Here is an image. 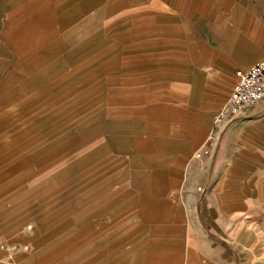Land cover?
<instances>
[{
    "label": "rangeland",
    "instance_id": "1",
    "mask_svg": "<svg viewBox=\"0 0 264 264\" xmlns=\"http://www.w3.org/2000/svg\"><path fill=\"white\" fill-rule=\"evenodd\" d=\"M59 1L46 16L28 14L27 0L18 10L0 0V264H89L104 249L131 264H264V115L227 127L213 152L195 156L235 69L220 81V69L195 66L188 51L192 41L217 45L224 3L163 0L152 29L133 33L129 13L157 0H78L76 11ZM28 17L39 24L29 47L12 33ZM79 21L82 33L67 40ZM221 60L226 70L238 59ZM217 85L223 99L207 106ZM117 124L133 141L166 142L154 168L143 166L147 153L111 142ZM136 172L148 174L150 204ZM87 230H99L93 244Z\"/></svg>",
    "mask_w": 264,
    "mask_h": 264
},
{
    "label": "crops",
    "instance_id": "2",
    "mask_svg": "<svg viewBox=\"0 0 264 264\" xmlns=\"http://www.w3.org/2000/svg\"><path fill=\"white\" fill-rule=\"evenodd\" d=\"M25 1V0H24ZM183 0H180L181 3ZM190 1V0H189ZM193 1V0H191ZM190 1V2H191ZM209 1V0H203V2ZM220 3H224L225 5V11L223 14L217 13L218 19L216 20L217 23V29H215L214 32V40L216 41V46H209L206 43H203L201 45L196 44L192 41V43L189 46V58L191 59V62L196 66L201 67H212L214 66L215 69H220V72H218L220 78V81H224L226 74L229 70L234 68V78H235V84L237 81V78L235 76V73L239 70H246L252 65L264 60V0H217ZM23 2V0H14V6L12 7L14 10L22 9V7H19V5ZM59 0H27L26 8L23 6L24 9L29 10L28 14L32 10H39L43 13V15L50 14V11L47 10L48 7H45V5H52L55 3H59ZM173 2L178 3L177 0H173ZM63 3L66 4V8L72 9L71 11H76L75 8L77 7L78 0H63ZM166 2H163V0H157L153 1V3L148 4V8L145 9V7L140 8H134L133 12L129 13V18L132 20V24L134 25L131 32L135 33V28H139L141 30L142 27L148 25V27L154 26L155 23H153V17H155L158 13H162L164 4ZM180 3L177 5L178 9L182 8ZM53 6V5H52ZM19 7V8H18ZM56 8V6H53ZM52 7H49L51 10ZM61 8V7H60ZM227 9V11H226ZM69 10V11H70ZM121 10V12H120ZM67 11V12H69ZM70 11V12H71ZM128 9L121 8L119 9V13H116L117 18L120 21H124L126 18L124 16L126 15V12ZM14 15H11V17H14ZM111 16V15H110ZM108 17V19L110 18ZM210 16V15H208ZM29 20L26 21L23 26L21 27L18 24L16 25V29L12 30V33L15 35L16 40H19L20 42H24L25 44H28V47L30 46V43L32 42L31 35H36V31L38 28V21H33V18L28 17ZM227 21H230L231 23V29L227 31H220L218 28H220L218 25H225ZM81 21H79L78 25H75L73 28H70L66 31V37L67 40H73V37L75 35H78L82 33V29L79 25H81ZM164 24L156 25L158 27H155L158 29V31L167 30L168 23L167 21H163ZM166 24V26H165ZM24 27V28H23ZM171 32H177L178 28L171 24L169 26ZM30 31H34L33 33H30ZM210 38V37H208ZM250 52V53H246ZM224 55H231L233 58H237V62L232 63L231 65L227 66L226 70L222 63L221 58ZM235 86V85H234ZM211 95L209 94V100L207 101L206 105L209 106V104L212 102V100H221L223 99V90L220 86H216L213 90L209 91ZM209 111L208 107L206 109L198 112V120H202L204 123L205 120H207V112ZM116 114V112H115ZM260 115H264V103L262 106L258 107L257 109H251L246 111L244 118L236 121H243L246 119H250L251 117H258ZM193 116L195 114L190 115V119L186 123H184V117H174L175 122L178 123H184L185 125H189L193 119ZM113 120L118 117H112ZM181 119V120H180ZM234 122V123H236ZM180 123V124H181ZM232 123L231 125H233ZM229 125V126H231ZM184 127V125L182 124ZM228 126V127H229ZM130 128V127H129ZM127 128V130L129 129ZM123 131L124 127L117 124V127L112 126V130L115 131L114 135H112L111 142L115 141L116 144H119V146L124 145L127 147V149L131 150L135 153H147L146 155H149V158L143 159L142 163L145 168H154L159 163V155L162 152L160 149V146L166 145V142L159 141L157 143H153L152 140L145 141H133L131 140L130 133L128 134H118V131ZM189 129V128H188ZM193 130L192 128H190ZM191 133L192 134V132ZM148 141L152 142V144H148ZM118 147V146H116ZM144 149V150H143ZM186 150H188V147H186ZM184 152V151H183ZM156 162V165L154 163ZM135 184L133 186H139V189L144 190L142 193V200L146 202L147 204H150L149 202H152L154 199L151 198V196L147 193V185H148V174L145 172H136L134 174ZM231 182H226L225 186L226 188H229ZM225 188V189H226ZM157 204V203H156ZM151 212L146 211L143 208L140 209V211L136 212L135 214L140 217L143 221L146 218H150L152 216L150 214ZM99 232V230H97ZM93 230H87L85 237H83V242H87L86 244L95 242V235L98 233ZM138 235L139 232H134V234L130 237L131 242L136 241L137 237H134L135 235ZM99 236V235H98ZM123 242V241H122ZM148 245H150L147 242ZM154 244V243H153ZM116 251H112L109 249L102 250V253H97L96 256L92 254V258H87L86 262L89 264L94 263H101L105 259H111V263L113 264H120V262H123L124 264H131L133 262V258L130 254H123L120 258H117ZM144 259V258H143ZM151 261L156 260L157 258L155 256H151ZM145 260V259H144ZM148 260V259H146ZM145 260V261H146ZM158 260V259H157ZM162 258H160L159 261H161ZM149 261V260H148ZM150 262V261H149ZM160 263V262H159Z\"/></svg>",
    "mask_w": 264,
    "mask_h": 264
},
{
    "label": "built area",
    "instance_id": "3",
    "mask_svg": "<svg viewBox=\"0 0 264 264\" xmlns=\"http://www.w3.org/2000/svg\"><path fill=\"white\" fill-rule=\"evenodd\" d=\"M235 76L236 84L214 115L206 140L195 154L197 158L213 152L215 143L229 125L244 118L246 111L257 109L264 103V61L237 71Z\"/></svg>",
    "mask_w": 264,
    "mask_h": 264
}]
</instances>
